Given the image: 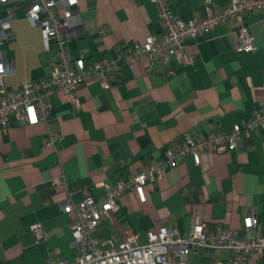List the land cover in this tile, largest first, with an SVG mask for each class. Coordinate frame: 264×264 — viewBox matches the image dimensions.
Listing matches in <instances>:
<instances>
[{"label":"crops","instance_id":"crops-1","mask_svg":"<svg viewBox=\"0 0 264 264\" xmlns=\"http://www.w3.org/2000/svg\"><path fill=\"white\" fill-rule=\"evenodd\" d=\"M166 1L175 16L189 21L230 0ZM29 4L0 3L1 16L13 15L3 46L14 69L5 78L11 89L50 76L57 62L56 53L44 48L41 28L26 18ZM74 11L81 26L70 51L86 63L117 58L125 47L161 32L150 0H77ZM262 17L256 12L232 19L190 42L194 59L187 66L172 61L148 70L145 59L119 62L118 79L110 88L93 78L78 90L76 102L55 95L51 104L59 139L52 147L43 148L44 124L11 116L9 127L0 128V264L73 261L76 214L64 212L63 203L98 200L104 185L127 180L184 136L230 130L251 118L264 102ZM241 24L255 34L251 53L237 47ZM58 178L63 182L57 186ZM144 197L126 194L93 236L118 242L131 232L142 246L148 232L161 226L187 234L196 216L208 226L240 232L253 216L264 235V130L252 132L229 153L206 151L199 163L185 158L148 185ZM34 224L46 234L39 243L31 231ZM185 264H232V254L198 250ZM243 264H264V256L248 254Z\"/></svg>","mask_w":264,"mask_h":264},{"label":"built area","instance_id":"built-area-1","mask_svg":"<svg viewBox=\"0 0 264 264\" xmlns=\"http://www.w3.org/2000/svg\"><path fill=\"white\" fill-rule=\"evenodd\" d=\"M15 0H0L10 3ZM23 1V0H17ZM26 18L42 31V40L47 52H55L56 65L50 76L39 81H24L17 89L9 88L5 78L13 74L11 62L3 51L12 29L13 15L0 14V128L6 130L11 116H18L30 125H45L43 148L52 147L59 139L57 121L52 111L51 98L62 95L72 102L77 101L78 90L95 78L103 89L110 88L119 76V62L133 63L145 59L148 70L156 65H167L172 61L182 66L193 62L192 43L204 33L226 24L232 19L260 12L264 26V0H230L223 6L208 7L205 14L183 21L170 10L166 0H150L161 24L158 35L149 36L144 42L131 44L117 58L105 57L99 62L86 63L74 59L69 42L77 37L81 20L75 13L77 0H29ZM210 3V0H207ZM237 47L245 53L256 49L253 30L241 24L237 33ZM264 130V102L248 120L234 124L230 130H216L208 135H186L177 144L169 145L162 158L147 166L127 180L114 186L104 185L103 195L98 199L87 197L78 203L68 199L62 205L64 212L76 214L72 247L73 261L58 260L50 264H185L188 256L198 250H228L232 264H243L248 254L264 256V235L257 227L255 217L246 219V230L227 229L221 225L208 226L196 216L187 234L169 226H161L148 232V242L142 246L137 236L127 232L122 240L98 239L93 233L101 219L110 212L119 210V200L128 193L138 194L145 201V188L159 182L172 168L185 158L200 162L203 152L225 154L235 150L239 143L249 139L252 132ZM62 179L54 180L61 185ZM31 231L37 243L45 239L40 224Z\"/></svg>","mask_w":264,"mask_h":264}]
</instances>
